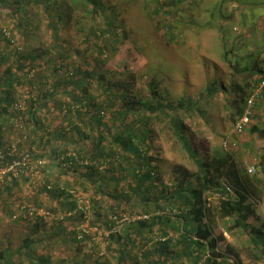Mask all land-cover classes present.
<instances>
[{"label":"trees","instance_id":"obj_1","mask_svg":"<svg viewBox=\"0 0 264 264\" xmlns=\"http://www.w3.org/2000/svg\"><path fill=\"white\" fill-rule=\"evenodd\" d=\"M155 1L157 23L168 20L178 30L180 0ZM109 10L106 0H0V13L13 18L12 28L0 26V148L17 149L0 166L27 152L42 160L35 171L43 178L19 203L54 215L13 219L18 175L30 179L29 169L0 181V210L25 232L18 243L7 242L0 264H242L244 257L260 264L259 194L235 156L209 153L197 130L212 123L214 97L227 111L221 119L239 121L264 80V56L230 65L227 79L213 76L196 95L184 88L172 96L156 76L142 88L138 76L146 73L105 69L108 44L130 38ZM39 30L50 33L40 45ZM72 32L97 47L94 67L73 59ZM170 34L169 42L173 28ZM248 128L264 138L258 123ZM163 141L193 168L175 163L165 173ZM260 163L264 172V155ZM214 191L220 194L210 205ZM81 198L89 200L88 210ZM215 216L223 232L247 234L241 247L213 225Z\"/></svg>","mask_w":264,"mask_h":264},{"label":"rangeland","instance_id":"obj_2","mask_svg":"<svg viewBox=\"0 0 264 264\" xmlns=\"http://www.w3.org/2000/svg\"><path fill=\"white\" fill-rule=\"evenodd\" d=\"M106 1L117 13L122 30L129 31L130 38L119 40L113 47L112 43L108 44V49L103 55L107 58L105 69L122 70L127 67L138 73H146L143 78L142 75L138 76L137 86L139 87L144 88L146 81L156 76L165 80L164 84H167L169 94L172 96L177 95L178 91L184 88L196 95L208 85L213 76L227 79L230 65L243 66L250 55L264 56V0H180L178 6L182 5V7L176 14V18L178 20L183 18L184 22L179 24L178 30L174 29V23L168 20H164L161 24L157 23L159 14L155 8L159 3L155 0ZM113 10H109V13H113ZM10 16H6L1 11L0 26L9 27L8 22L13 21ZM172 28L176 36L169 42ZM47 34L50 33L39 30L38 45L44 43V40L47 41L49 38ZM69 39L68 45L75 52L73 59L84 67H89L84 61H90L91 67H94L97 47L83 43L82 38L75 36L73 32ZM97 42L100 43L101 40ZM53 53V57L56 58L55 50ZM161 66L165 68V73L160 69ZM260 97L256 98L254 106L249 109L248 121L242 130L237 128V124L247 112L248 107L238 119L239 121L234 124L230 116L220 118L222 115H227V111L220 97H214L215 102L209 111L212 123L208 126L202 123L201 130L197 131H202L198 133L199 140L206 141L209 153H232L237 165L247 177H251V183L259 194L258 219L255 224L259 228H264V172L260 163L261 156L264 155V138L258 132L251 133L248 128L250 124L256 123L260 128L264 127V97ZM251 115H254L253 119ZM19 141L14 142L16 144ZM163 147V159L159 164L165 173L170 175L175 163H183L193 168L191 162L171 144L163 141ZM48 162L45 160V163L48 164ZM55 171L52 172L53 177L57 175ZM254 171L255 175H253ZM29 177L30 179L25 180L23 175H18L19 183L14 188L15 196L11 198L16 204L26 199L36 189L38 181L43 178L41 172H34ZM114 188L113 186L112 189ZM76 194L78 195L77 192ZM219 194L217 191L211 193L208 198L210 205L215 204ZM48 200L49 198H45V202ZM11 223L13 222L8 220L0 210V247L6 246L7 242L17 241L18 243L25 235L20 224ZM213 225H217L220 230L223 229L222 221L218 216L214 217ZM223 235L228 242L241 247L245 241L244 236L247 234L242 235L237 232L233 235L223 232ZM233 259L234 257L231 258ZM242 264L254 263L244 257ZM260 264H264V261Z\"/></svg>","mask_w":264,"mask_h":264},{"label":"built area","instance_id":"obj_3","mask_svg":"<svg viewBox=\"0 0 264 264\" xmlns=\"http://www.w3.org/2000/svg\"><path fill=\"white\" fill-rule=\"evenodd\" d=\"M264 90V80L261 81L259 87L255 89L254 93L251 97L248 98L247 101V107L248 110L245 113V115L242 117V119L238 122L237 128L239 130L243 129V126L248 121V113L250 112L249 109L254 106L256 98L261 96L262 91ZM17 151L16 146L13 144L8 148H0V160H3L6 158V155H13ZM14 157V156H12ZM42 160L34 161L30 153H23L17 157H14L10 162H7L6 165L0 166V181L4 180L7 175L13 174L17 175L24 169H29V171L33 174L34 172L37 173L36 167L37 165L41 164ZM80 205L85 207V210H88L90 208L89 200L86 198L80 199ZM37 219L41 218L45 221H50L52 218H54L53 213L44 208V207H37L31 204H28L25 201H22L21 203H18L15 211L13 213V219ZM93 231H97L98 229L96 227H91Z\"/></svg>","mask_w":264,"mask_h":264},{"label":"crops","instance_id":"obj_4","mask_svg":"<svg viewBox=\"0 0 264 264\" xmlns=\"http://www.w3.org/2000/svg\"><path fill=\"white\" fill-rule=\"evenodd\" d=\"M2 236H3V235H2ZM1 239H2V237H1ZM4 247H6V246L0 247V253H1V251L3 250Z\"/></svg>","mask_w":264,"mask_h":264}]
</instances>
